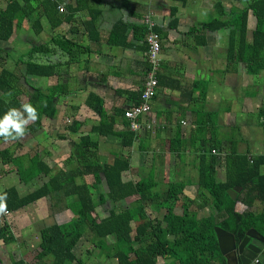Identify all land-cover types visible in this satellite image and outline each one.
I'll return each mask as SVG.
<instances>
[{
	"label": "crops",
	"instance_id": "crops-1",
	"mask_svg": "<svg viewBox=\"0 0 264 264\" xmlns=\"http://www.w3.org/2000/svg\"><path fill=\"white\" fill-rule=\"evenodd\" d=\"M11 1L0 0V10L5 11ZM42 1L31 4L32 9L39 6L34 16H39L41 28L25 20L15 28L8 41L0 40V118L11 108L22 111L21 104H30V96L36 89L49 95L57 93V114L54 118L43 115L40 121L31 122L21 138L8 142L0 138V152H3L0 154V194L14 189L23 198L44 188L48 192L45 190V195L30 205L14 212L7 209L8 214L0 216V230L6 226L13 238L5 242L2 236L0 264H12L14 260L35 263L32 261L37 255L35 252L41 248L42 231L75 219L70 205L76 197L67 195L66 191H54L49 181L55 174L67 175L80 168L75 159L80 153L81 156L89 154L90 158L95 156L103 164H113L117 157L129 158L131 169L123 174L124 182L137 183L155 175L154 193L165 192L169 182H187L183 183L185 194L191 199H197L202 192L209 197L198 182L200 149L197 141L201 135L209 145L215 139L220 148L212 151L223 160L217 169V182H226L225 159L232 153L264 157V123L260 116V111L264 110V71L260 76L248 73L238 54V38L236 56H233L231 46L235 27L225 23L226 26L220 29H212L217 15L221 22L228 21L233 11L244 8L243 2L59 0V3H65L66 12L52 17L61 19L59 27L54 29L43 16ZM255 26L256 18L250 12L248 29L253 31ZM42 31L44 35L40 37ZM151 34H157L161 43L160 66L155 74L159 85L150 102V113L139 119L140 130L135 132L123 113L140 103L145 83L152 73L148 60ZM58 37L71 40L76 46H70L67 54L62 50L63 41L61 49L54 46V39ZM36 38L42 40L37 43ZM16 40L21 50L12 45ZM42 44L50 45V51L46 49L41 56L29 54ZM29 59L59 65L56 74L28 73ZM72 59L77 63H72ZM258 76L262 78L257 79ZM92 97L99 101L100 112L88 106ZM106 124L111 132L104 136L98 128ZM202 127L205 128L203 133L200 132ZM71 128H75V132H71ZM128 128L135 134L131 146L125 145L129 142ZM85 137L98 143V148L81 149L78 144ZM192 140H196V145ZM179 146L180 151H171ZM183 156L189 157V161H183ZM6 157L11 159L5 161ZM36 162L38 169L49 176H39L24 183L20 168L16 169L15 164L30 167ZM261 174L264 175V165ZM77 181L78 185L84 181L93 185L95 177L90 174ZM101 186L108 192L103 179L97 185L93 199L99 204V218L104 219L116 204L107 196L106 202L100 203L99 195L104 194ZM233 191L235 198L230 193ZM241 192L242 189L229 190L232 199L239 198L242 204ZM137 199L136 196L127 198L117 206L132 205ZM108 204L113 208L106 211L102 207ZM250 210L262 214L264 203L257 200ZM165 212L150 207L145 217L162 221ZM212 213L206 208L200 217ZM136 225L132 223L134 232ZM251 229L264 237L262 231ZM95 242L96 239L92 242L83 239L77 248L91 249L85 255L83 251L82 256L76 252L77 256L91 255L89 261L93 260L92 264H118L116 259L101 255L103 252L95 247ZM256 260L260 262L259 257ZM172 262L159 259L158 264ZM43 264H51V260Z\"/></svg>",
	"mask_w": 264,
	"mask_h": 264
},
{
	"label": "trees",
	"instance_id": "trees-1",
	"mask_svg": "<svg viewBox=\"0 0 264 264\" xmlns=\"http://www.w3.org/2000/svg\"><path fill=\"white\" fill-rule=\"evenodd\" d=\"M57 1L43 0L40 4L43 16L49 19L54 29L61 23V19H52L59 14ZM236 1L243 2L244 8L233 11L228 21L221 22L217 15L213 19L212 29H220L226 26L225 23L235 27L232 33V54L236 56L238 38L240 59L247 66L248 73L256 76L264 71V0ZM32 2L36 0H12L5 11L0 10V40L8 41L15 28L25 20H30L41 28L39 16H34L35 9L39 6L32 9ZM250 12L256 18L253 31L248 29ZM54 41V46L59 49L63 41L62 50L67 54L70 46H76L75 42L63 37L55 38ZM46 49L50 51V45L47 47L42 44L29 54L41 56L45 54ZM30 59L27 62L28 73L38 76L56 74L59 65L34 62ZM74 59L72 63H77ZM56 96L55 92L49 95L40 89L34 90L30 96V104L37 109L38 121L43 115L52 118L56 116ZM23 105L21 104V107ZM88 106L99 112L102 109L95 97L90 99ZM260 116L264 123V110L260 111ZM123 117L125 118L124 113ZM39 125L41 124L38 123ZM71 129V132H75V128ZM204 129L200 128V132L203 133ZM98 131L105 136L111 132V128L106 124L99 127ZM178 135L181 136L180 133ZM126 136L129 137V142L125 145L131 146L135 134L128 128ZM178 141L184 143L181 139ZM192 143L196 145V140ZM197 143L200 149L198 182L202 190L209 194V197H206L202 192L197 199L189 198L185 194L186 185L180 182H169L165 192L154 193L153 190L157 186L155 175L144 177L137 183L124 182L123 174L131 169L129 158L117 157L113 164H103L97 161L98 158L92 161L89 154L81 156L80 153L75 156L80 168L67 175L55 174L49 181L54 191H66L67 195L76 197L70 205L75 219L42 231L41 248L35 252L37 255L32 261L35 262L33 264H43L48 259L51 264H86L85 258H79L76 254V249L83 239L87 242L96 239L95 247L100 249L106 258L116 259L118 264H158L159 259L173 260L171 264H226L220 252L216 227L233 234L237 241L243 239L251 228L264 233V213L250 210L255 201L264 203V175L261 174L264 157L255 158L247 154L232 153L225 159L227 180L220 183L216 180V173L223 160L212 153L213 150L220 149L216 140L213 139L209 145L208 140L201 135ZM78 145L81 149L90 146L98 148V143L94 144L89 137L81 139ZM180 147L172 148L171 151L178 152ZM7 159L11 158L6 157L5 161ZM15 166L16 169L20 168L21 180L26 184L36 177L48 175L38 169L37 162L30 167ZM90 174H94L95 184L88 185L84 181L82 185H78L77 178L83 180ZM103 179L106 181L108 192L107 195H99L100 203L104 204L107 196L116 206L109 212L108 217L100 219L97 214L99 204L94 201L93 196L97 185L102 183ZM238 189H242V204L239 198L233 200L229 194V190ZM45 190L47 191L44 188L43 191L39 190L23 198L14 189H8L0 195L7 194V209L14 212L43 197ZM134 196L138 199L132 205L117 206ZM150 207L158 212L162 209L166 211L162 221L145 217ZM206 208H210L213 213L200 217L201 211ZM133 222L137 224L136 232L132 228ZM9 232L4 226L0 230V240L3 236L5 242L11 241L13 238ZM12 264L29 263L14 260Z\"/></svg>",
	"mask_w": 264,
	"mask_h": 264
},
{
	"label": "water",
	"instance_id": "water-1",
	"mask_svg": "<svg viewBox=\"0 0 264 264\" xmlns=\"http://www.w3.org/2000/svg\"><path fill=\"white\" fill-rule=\"evenodd\" d=\"M233 198L235 191L230 192ZM219 248L226 257L228 264H257L255 260L260 258L258 264H264V237L255 229H251L241 240L220 227L215 229Z\"/></svg>",
	"mask_w": 264,
	"mask_h": 264
},
{
	"label": "built area",
	"instance_id": "built-area-1",
	"mask_svg": "<svg viewBox=\"0 0 264 264\" xmlns=\"http://www.w3.org/2000/svg\"><path fill=\"white\" fill-rule=\"evenodd\" d=\"M57 3H58L59 13H65L66 12L65 3L64 2L59 3V1H57ZM150 25L153 26L152 24ZM148 46H149L148 60L151 67L153 68L152 73L149 75V77L147 78L148 81L145 83V87L141 95L140 103L137 106L125 112V117L130 122V128L135 132L140 130L139 119L142 116L150 113L151 111L150 102L156 96L159 85L158 80L155 78V74L158 71V67L160 66L159 63H160V51H161V43L159 36L157 34H151L148 37ZM6 214H8V212ZM255 263L258 264L259 260H256Z\"/></svg>",
	"mask_w": 264,
	"mask_h": 264
},
{
	"label": "clouds",
	"instance_id": "clouds-1",
	"mask_svg": "<svg viewBox=\"0 0 264 264\" xmlns=\"http://www.w3.org/2000/svg\"><path fill=\"white\" fill-rule=\"evenodd\" d=\"M23 110L11 108L0 118V138L12 141L25 135L27 126L38 119V112L31 104H24ZM26 114V115H25ZM7 194L0 195V216L7 213Z\"/></svg>",
	"mask_w": 264,
	"mask_h": 264
},
{
	"label": "rangeland",
	"instance_id": "rangeland-1",
	"mask_svg": "<svg viewBox=\"0 0 264 264\" xmlns=\"http://www.w3.org/2000/svg\"><path fill=\"white\" fill-rule=\"evenodd\" d=\"M28 21V20H27ZM29 22V21H28ZM24 26H26L25 24H24ZM42 35V36H41ZM43 35H44V32L42 31V33L40 34V37H43ZM35 39V38H34ZM42 39H40V41H41ZM36 41H37V43H39L40 41H39V39L38 38H36ZM18 40H16L15 42H13V44L12 45H14V47H15V45H16V47L18 46V47H20V50H21V46L20 45H18ZM44 43H46L45 41H44ZM34 44V43H33ZM260 73H263V72H260ZM261 75V74H260ZM259 75V76H260ZM257 77V79L259 78H262V77ZM97 159V157H95V156H92V161H95ZM191 159V158H190ZM182 160L183 161H189V157H185V156H183L182 157ZM144 170V169H143ZM145 171V170H144ZM195 177L197 178L198 176H197V174H195ZM189 177H187L186 179H187V181L189 180L188 179ZM183 183H187V182H183ZM191 183H192V181H191ZM101 191H102V193H107L106 191H107V189H106V187H104L103 188V186H101ZM98 195L99 194H97V196H96V200L98 199ZM102 208H105L106 209V211H108L110 208H113V206L111 205V204H108V205H104ZM104 212H102V210H101V214H103ZM107 213V212H106ZM86 246V245H85ZM78 249V250H77ZM76 249V252H78V255L79 256H82V253H83V251H84V255L86 254V251L87 250H89V249H91V248H77ZM101 255H102V253H100ZM84 255H83V257H84ZM82 257V258H83ZM91 255H88L86 258H85V260L87 261V263L88 264H92V262H93V260L92 261H89L90 259H91ZM102 258V257H101ZM89 261V262H88Z\"/></svg>",
	"mask_w": 264,
	"mask_h": 264
}]
</instances>
